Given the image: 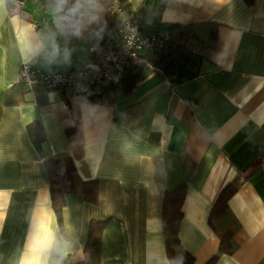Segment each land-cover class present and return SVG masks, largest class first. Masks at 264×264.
<instances>
[{
  "label": "crops",
  "instance_id": "crops-1",
  "mask_svg": "<svg viewBox=\"0 0 264 264\" xmlns=\"http://www.w3.org/2000/svg\"><path fill=\"white\" fill-rule=\"evenodd\" d=\"M0 3V264L53 255L84 264L92 220H102L89 264H171L162 232L165 189L185 184L178 248L193 264H264V0H129L142 35L174 37L173 67H147L129 91L93 102L25 86L19 67L79 70L89 43L56 21V0H26L22 15ZM165 53L167 51H164ZM163 52V53H164ZM154 53V52H153ZM69 158L75 190L53 210L46 161ZM247 171L242 175L243 171ZM95 180L94 202L83 195ZM225 211L209 221L227 186ZM231 234V251L219 249Z\"/></svg>",
  "mask_w": 264,
  "mask_h": 264
},
{
  "label": "trees",
  "instance_id": "trees-1",
  "mask_svg": "<svg viewBox=\"0 0 264 264\" xmlns=\"http://www.w3.org/2000/svg\"><path fill=\"white\" fill-rule=\"evenodd\" d=\"M129 0H65L60 11L56 10V21H61L68 29V35L72 38H81L88 43L97 39L96 32L99 30L111 31L116 24L117 16L128 6ZM57 0L55 1V7ZM118 8L121 9L118 12ZM133 18L131 15L125 16ZM172 37L167 52L148 53L147 58L150 65L159 67L166 73L173 67L175 58L173 56ZM146 66L138 65L125 71L123 76L116 81H111L103 86H94L84 92V97L93 102H101L110 99L118 91L131 90L136 82L142 78ZM46 169L49 176L50 199L53 210L59 216L65 204V196L75 190V169L69 158H53L47 160ZM185 184L180 183L174 188L165 189L162 200V232L166 257L171 264H193L194 257L184 248H178L177 230L182 217L181 204L185 195ZM234 186H227L222 190L213 204L209 221L213 217L222 214L227 207V200L233 192ZM83 195L88 201L94 202L97 197V184L95 180L85 182ZM104 221L92 220L89 225V235L84 248V264L95 263L99 259L101 232ZM231 234L225 232L220 238L219 249L222 252L231 251ZM217 255H213L205 264H212Z\"/></svg>",
  "mask_w": 264,
  "mask_h": 264
},
{
  "label": "built area",
  "instance_id": "built-area-1",
  "mask_svg": "<svg viewBox=\"0 0 264 264\" xmlns=\"http://www.w3.org/2000/svg\"><path fill=\"white\" fill-rule=\"evenodd\" d=\"M25 1L8 0V13L18 12L22 15ZM117 10L121 11L120 8ZM96 34L97 39L89 42V51L94 59L81 69L46 72L24 61L19 67V80L27 87L39 83L46 89L86 99L84 92L87 89L116 81L127 69L138 65L150 67L145 56L167 51L172 40V35L167 32L142 35L133 18L119 16L111 31L99 30ZM255 165L264 169V157L256 158L251 166ZM246 173L245 170L242 175ZM67 264L74 263L69 260Z\"/></svg>",
  "mask_w": 264,
  "mask_h": 264
},
{
  "label": "clouds",
  "instance_id": "clouds-1",
  "mask_svg": "<svg viewBox=\"0 0 264 264\" xmlns=\"http://www.w3.org/2000/svg\"><path fill=\"white\" fill-rule=\"evenodd\" d=\"M2 3V0H0ZM65 0H57L56 10L60 11L62 6L64 5ZM62 248V241L58 239L56 234L53 232L48 240L44 243L42 248V255L39 261H26L24 259L21 260V264H62L60 259H54L53 255L59 253Z\"/></svg>",
  "mask_w": 264,
  "mask_h": 264
}]
</instances>
